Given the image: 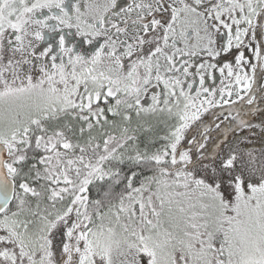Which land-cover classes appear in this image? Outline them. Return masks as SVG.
<instances>
[{
	"label": "snow or ice",
	"instance_id": "snow-or-ice-1",
	"mask_svg": "<svg viewBox=\"0 0 264 264\" xmlns=\"http://www.w3.org/2000/svg\"><path fill=\"white\" fill-rule=\"evenodd\" d=\"M0 264H264V0H0Z\"/></svg>",
	"mask_w": 264,
	"mask_h": 264
}]
</instances>
